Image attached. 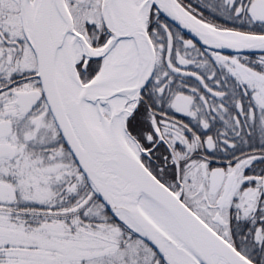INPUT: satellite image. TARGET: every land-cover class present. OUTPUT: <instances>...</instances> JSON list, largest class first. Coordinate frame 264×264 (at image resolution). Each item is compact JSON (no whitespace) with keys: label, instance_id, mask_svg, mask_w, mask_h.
Masks as SVG:
<instances>
[{"label":"snow or ice","instance_id":"snow-or-ice-1","mask_svg":"<svg viewBox=\"0 0 264 264\" xmlns=\"http://www.w3.org/2000/svg\"><path fill=\"white\" fill-rule=\"evenodd\" d=\"M0 264H264V0H0Z\"/></svg>","mask_w":264,"mask_h":264}]
</instances>
